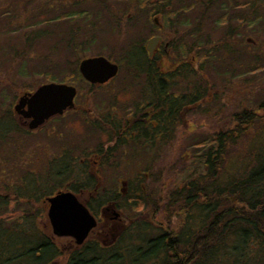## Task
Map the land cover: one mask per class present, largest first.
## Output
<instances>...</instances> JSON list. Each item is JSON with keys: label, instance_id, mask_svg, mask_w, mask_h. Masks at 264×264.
I'll return each mask as SVG.
<instances>
[{"label": "trees", "instance_id": "trees-1", "mask_svg": "<svg viewBox=\"0 0 264 264\" xmlns=\"http://www.w3.org/2000/svg\"><path fill=\"white\" fill-rule=\"evenodd\" d=\"M76 13L72 10L64 17ZM72 42L67 41L68 49L80 48ZM77 71L83 78L79 67ZM147 71L152 77L151 69ZM210 84L206 79L199 91L198 85H193L192 91L180 95L164 82L144 84L142 103H146L145 110L152 101L158 103L161 128L150 131L142 123V130L136 134L112 131L116 136H110L109 145L100 144L85 158L71 155L68 150L59 159L46 162V170L40 169L42 174L30 169L18 187L0 193V264H53L65 255V264H264V100L255 109L236 114L230 125L213 129L210 136L196 142L189 168L176 169L184 175L174 191L163 197L166 206H160L159 211L155 207L160 205L161 197L157 203L151 200L145 172L127 179L124 187L107 188L99 183L102 180L96 178L97 171L86 161L94 154L98 163L118 167L116 154L123 146L141 143L143 156L160 139V144H170L176 137L182 111L205 97ZM91 86L92 91L97 87ZM194 92L200 93L199 97ZM186 93L192 94L190 98L185 97ZM137 105L133 108L138 113L141 110ZM6 112L0 118L10 120L13 113ZM10 132L5 134V142ZM11 138L15 141L18 136ZM135 151L140 153L132 150L130 154L133 156ZM5 156L10 161V155ZM64 189L78 194L96 216L110 209L108 206L115 207L122 213L124 226L117 229L113 223L104 229L97 225L82 244L73 243L66 250L55 240L47 216L48 197ZM169 206L173 211L165 226L162 221L158 223L157 217ZM41 221L47 226L43 227ZM109 235L112 239L106 241Z\"/></svg>", "mask_w": 264, "mask_h": 264}, {"label": "rangeland", "instance_id": "rangeland-1", "mask_svg": "<svg viewBox=\"0 0 264 264\" xmlns=\"http://www.w3.org/2000/svg\"><path fill=\"white\" fill-rule=\"evenodd\" d=\"M149 9V0H0V117H5L6 111L13 113L10 120L0 118V137L3 140L0 142V193H8V190L18 187L23 174L30 169L42 174L44 171L40 169L46 170V162L51 159H59L69 151H72L71 155L85 158L84 155L100 144L109 145L110 136L115 138L116 133L108 130L103 116L116 111L129 116L135 111L133 107L142 104L141 91L145 83L139 79L128 59L135 61L138 54L135 44L141 45L150 36ZM72 10L78 13L64 17ZM210 21L206 25L207 36L216 42H226L220 35H227L225 30L229 26L222 23L217 26L219 23ZM71 39L72 44L76 43L80 48L68 49L67 41ZM99 52L111 55L110 59L120 65L117 76L107 84L92 83L81 78L77 71L84 57L99 55ZM221 52L223 55L225 50ZM246 64L231 74L236 65L230 67L227 62L218 68L207 63L206 75L211 83L209 93L205 92V97L182 112L181 119L177 120L180 124L175 129L176 137L170 144L162 145L159 141L163 143V140L160 139L150 145L153 149L143 156L139 147L141 143L123 146L116 154V157L119 155L116 160V163L120 162L118 167L114 163L100 164L99 158L90 154L86 161L97 171L96 178L102 180L99 183L107 188L114 185L124 187L127 179L145 172L150 181L151 200L157 203L161 197L160 205L153 206L158 211L160 206H166L163 197L174 191L184 175L183 172L179 175L176 169L179 166L189 168L192 161L190 153L194 152L196 142L210 136L213 129L230 125L236 114L255 109L264 100V56L257 53L249 55ZM52 81L77 87L75 105L31 129L28 122H23L26 118L16 111L15 105L25 93ZM92 84L97 85L93 91ZM174 84L170 85L176 95L193 89V84ZM8 131H11L10 139L5 142L4 136ZM13 135L18 136L17 140H12ZM132 150L140 153L135 151L132 156ZM5 154L10 155V161ZM106 168L109 170L107 173L104 172ZM108 207L110 209L97 214L98 225L104 229L113 223L117 229L119 225L124 226L121 211ZM48 209L49 203L47 216ZM146 209L152 211L149 207ZM162 211L157 217L158 223L162 221L166 226L173 207H165ZM41 225L47 226L43 221ZM55 240L66 250L76 243L70 236H56ZM65 262L66 255L53 264Z\"/></svg>", "mask_w": 264, "mask_h": 264}, {"label": "flooded vegetation", "instance_id": "flooded-vegetation-1", "mask_svg": "<svg viewBox=\"0 0 264 264\" xmlns=\"http://www.w3.org/2000/svg\"><path fill=\"white\" fill-rule=\"evenodd\" d=\"M149 3L150 36L141 45L135 44L138 60L133 63L139 79L145 84L184 82L198 85L199 91L207 79V63L221 68L220 64L229 62L230 67L236 65L231 71L234 74L240 66L247 65L249 55L264 56V0H149ZM210 20L219 23L217 26L221 23L229 26L225 30L227 35H220L226 42H216L207 36L206 25ZM154 37L159 39L151 52L148 45ZM222 49L225 50L223 55ZM148 68L152 77L147 76ZM191 95L186 93L185 97ZM199 95L194 92V96ZM152 102L147 110L143 102L138 105L141 112L134 111L129 116L117 111L108 112L102 120L112 131L136 134L142 130V123L145 128L155 131L163 122L158 118V103ZM23 122L26 124L27 119Z\"/></svg>", "mask_w": 264, "mask_h": 264}, {"label": "water", "instance_id": "water-1", "mask_svg": "<svg viewBox=\"0 0 264 264\" xmlns=\"http://www.w3.org/2000/svg\"><path fill=\"white\" fill-rule=\"evenodd\" d=\"M158 39L154 37L150 40L148 48L151 52ZM79 70L86 80L104 84L117 76L120 66L106 55L99 54L84 57L79 64ZM77 93L78 89L73 84L48 82L39 86L37 90L22 95L15 109L27 119L31 129H36L50 117L73 107ZM47 200L48 217L57 236H70L77 244H82L98 224L97 217L71 190H60ZM115 213L119 215L117 211Z\"/></svg>", "mask_w": 264, "mask_h": 264}, {"label": "bare ground", "instance_id": "bare-ground-1", "mask_svg": "<svg viewBox=\"0 0 264 264\" xmlns=\"http://www.w3.org/2000/svg\"><path fill=\"white\" fill-rule=\"evenodd\" d=\"M87 57V56H86Z\"/></svg>", "mask_w": 264, "mask_h": 264}]
</instances>
